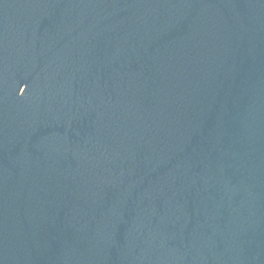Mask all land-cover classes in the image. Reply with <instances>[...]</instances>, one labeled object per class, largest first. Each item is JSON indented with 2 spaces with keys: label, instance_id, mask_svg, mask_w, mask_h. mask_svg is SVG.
<instances>
[{
  "label": "water",
  "instance_id": "obj_1",
  "mask_svg": "<svg viewBox=\"0 0 264 264\" xmlns=\"http://www.w3.org/2000/svg\"><path fill=\"white\" fill-rule=\"evenodd\" d=\"M0 264H264V0H0Z\"/></svg>",
  "mask_w": 264,
  "mask_h": 264
}]
</instances>
